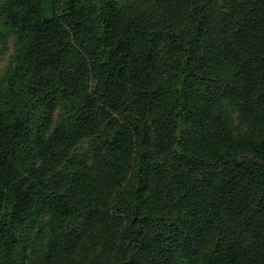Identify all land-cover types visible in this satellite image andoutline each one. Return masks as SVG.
<instances>
[{
  "label": "trees",
  "instance_id": "obj_1",
  "mask_svg": "<svg viewBox=\"0 0 264 264\" xmlns=\"http://www.w3.org/2000/svg\"><path fill=\"white\" fill-rule=\"evenodd\" d=\"M7 38L0 264H264V0H0Z\"/></svg>",
  "mask_w": 264,
  "mask_h": 264
},
{
  "label": "rangeland",
  "instance_id": "obj_2",
  "mask_svg": "<svg viewBox=\"0 0 264 264\" xmlns=\"http://www.w3.org/2000/svg\"><path fill=\"white\" fill-rule=\"evenodd\" d=\"M11 39L7 38L4 42L0 41V75L9 65V55L12 52ZM58 115V110H55L53 120H56ZM85 147V145H83Z\"/></svg>",
  "mask_w": 264,
  "mask_h": 264
},
{
  "label": "water",
  "instance_id": "obj_3",
  "mask_svg": "<svg viewBox=\"0 0 264 264\" xmlns=\"http://www.w3.org/2000/svg\"><path fill=\"white\" fill-rule=\"evenodd\" d=\"M95 83H96V80L92 84L95 85Z\"/></svg>",
  "mask_w": 264,
  "mask_h": 264
}]
</instances>
